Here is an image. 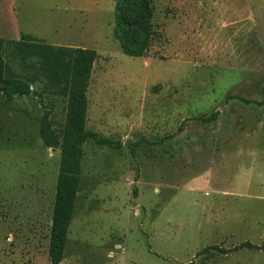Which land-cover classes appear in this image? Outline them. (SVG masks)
<instances>
[{
	"label": "rangeland",
	"instance_id": "1",
	"mask_svg": "<svg viewBox=\"0 0 264 264\" xmlns=\"http://www.w3.org/2000/svg\"><path fill=\"white\" fill-rule=\"evenodd\" d=\"M151 2L149 56L135 58L112 38L114 0H17L21 32L57 26L96 52L85 128L123 145H84L60 264H264V251L198 254L264 246V0ZM44 102L61 128L65 100ZM42 113L33 96L2 98L0 264H51L60 151L39 136Z\"/></svg>",
	"mask_w": 264,
	"mask_h": 264
},
{
	"label": "trees",
	"instance_id": "2",
	"mask_svg": "<svg viewBox=\"0 0 264 264\" xmlns=\"http://www.w3.org/2000/svg\"><path fill=\"white\" fill-rule=\"evenodd\" d=\"M153 12L151 0H114L112 38L124 55L135 58L149 56L154 35ZM96 57L92 49L54 46L24 33L17 40L0 38V108L3 97L8 100L14 97L37 98L43 109L39 136L46 148L60 151L48 244L51 264H60L64 258L80 187L84 145L90 142L111 150H120L123 146L118 140L85 128L87 91ZM45 97L65 100V118L61 128L54 127L52 111L45 104ZM241 100L245 104L262 105V102ZM217 114L197 120L213 122ZM143 143L147 141L141 139L129 143L131 154L134 155ZM241 249L264 251V246L243 242L228 250L219 246L207 247L198 254L208 250L228 254Z\"/></svg>",
	"mask_w": 264,
	"mask_h": 264
},
{
	"label": "crops",
	"instance_id": "3",
	"mask_svg": "<svg viewBox=\"0 0 264 264\" xmlns=\"http://www.w3.org/2000/svg\"><path fill=\"white\" fill-rule=\"evenodd\" d=\"M17 6H18L17 0H0V38L8 37V35L19 37L20 34L23 33L20 31V27L18 24ZM54 27H57V26H54ZM53 28L51 30V33L40 32L39 35L41 38L39 36L38 37L34 36L33 34H29V35L36 37L43 41L47 40L49 41L51 45H54V46L73 47L72 44H67L63 42L65 41V38L61 37V35L60 36L55 35L56 29H53ZM24 34H27V32ZM233 247L235 246H232L231 248ZM231 248H228V249H231ZM222 249H225V248H222Z\"/></svg>",
	"mask_w": 264,
	"mask_h": 264
}]
</instances>
